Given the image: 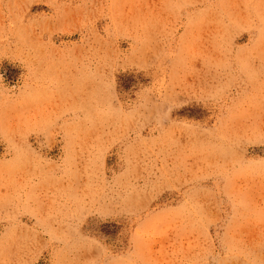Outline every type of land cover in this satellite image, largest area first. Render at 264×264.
<instances>
[{
  "label": "rangeland",
  "instance_id": "obj_1",
  "mask_svg": "<svg viewBox=\"0 0 264 264\" xmlns=\"http://www.w3.org/2000/svg\"><path fill=\"white\" fill-rule=\"evenodd\" d=\"M0 264H264V0H0Z\"/></svg>",
  "mask_w": 264,
  "mask_h": 264
}]
</instances>
